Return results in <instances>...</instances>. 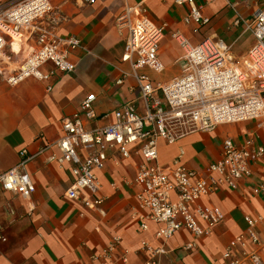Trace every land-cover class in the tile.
I'll list each match as a JSON object with an SVG mask.
<instances>
[{"label": "crops", "instance_id": "1", "mask_svg": "<svg viewBox=\"0 0 264 264\" xmlns=\"http://www.w3.org/2000/svg\"><path fill=\"white\" fill-rule=\"evenodd\" d=\"M49 2L53 10L37 22L38 26L59 37L74 36L80 47L68 56L75 64L71 73L56 70L48 79L29 77L16 86L8 85L0 74V169L15 166L20 161V150L26 149L33 156L24 168L35 186L29 198L0 187V264H147L150 254L142 249L143 242L154 248L163 245L159 264H229L222 254L228 242L245 231L244 215H264V198L257 190L264 181V157L251 165V175L238 189L219 187L202 198V203L217 207L224 218L192 249L185 248L190 239L186 231L160 242L154 236L158 224L148 222L146 231L139 230V188L134 177L142 159L136 153L137 147H131L128 159L121 158L116 148L110 150L103 168L94 170L100 183L98 196L104 199L103 215L84 206L81 199L65 196L72 184L70 166H59L47 158L58 153L53 144L61 135L63 118L79 114L87 129H95L113 123L114 111L127 103L139 114L145 112L147 99L140 92L130 64L121 60L126 29L118 26L117 20L128 7H143L155 23L166 24L158 49L163 70H138L148 75L153 84H165L180 76L184 67V51L172 37L174 32H180L192 45L205 39L222 41L229 47L231 60L238 61L254 43L248 26L255 12L264 8V0H195L208 19L205 24L185 22L188 7L175 0ZM26 41L5 47L3 69L17 67L25 56L16 55L24 51V46L27 54L31 52L35 37ZM8 56L12 57L10 61ZM53 69L51 63L40 67L43 73ZM123 73L128 75L117 83ZM88 94L95 95L90 119L80 110ZM247 132H255L258 142L264 145V132L254 122L221 124L212 131L187 133L170 144L159 139L157 161L171 168L180 156L185 167L201 171L220 157L225 138L241 145ZM258 232L264 257V221ZM116 237L119 243L105 260L100 259Z\"/></svg>", "mask_w": 264, "mask_h": 264}, {"label": "built area", "instance_id": "2", "mask_svg": "<svg viewBox=\"0 0 264 264\" xmlns=\"http://www.w3.org/2000/svg\"><path fill=\"white\" fill-rule=\"evenodd\" d=\"M82 1L93 3L95 0ZM175 2L187 5L185 22L205 24L208 21L195 0ZM52 10L49 0H16L7 7H0V74L8 85L16 86L29 77L45 80L56 70L74 71L75 64L68 56L80 47L79 39L59 37L37 24ZM117 24L126 29L121 60L130 64L140 92L148 101L145 112L139 114L127 103L114 111L113 123L95 129H87L79 114L63 118L61 135L53 144L58 153L47 159L59 166H70L72 184L65 196L70 200L81 199L84 206L103 215L104 199L98 196L100 183L94 170L103 168L110 150L116 148L121 158L128 159L131 147H137L136 153L142 159L134 177V184L139 188L136 195L139 230L146 231L148 222L158 224L154 236L160 242L167 241L178 231H186L190 239L185 248H195L224 218L217 207L202 203V198L219 187L238 189L243 179L251 175V165L264 157V145L258 142L255 132H247L241 145L225 138L220 157L201 171H195L181 164L180 156L173 161V167L161 166L157 161V143L162 139L170 144L187 133L212 131L221 124L254 122L256 128L264 132V8L255 12L248 26L254 43L238 61L231 60L229 47L222 41L205 39L192 45L180 32H174L172 37L184 51V67L180 76L165 84H153L148 75L138 70L148 68L155 73L163 70L158 49L166 24L155 23L147 10L138 5L128 7ZM32 36L35 46L31 47V52L17 67L3 69L5 47ZM11 58L7 57L9 61ZM45 63H51L54 69L43 73L40 67ZM126 75L123 73L116 82L122 83ZM157 92L161 95H155ZM94 100L95 95L88 94L80 103L86 119L93 116ZM19 155L20 161L15 166L0 169V187L29 198L35 186L24 167L33 155L26 149L20 150ZM257 190L264 198V181ZM243 219L245 231L228 242L222 257L229 264H264L258 232L264 215L246 214ZM119 240V237L114 238L99 258L105 260ZM142 249L150 254L147 264H159L158 257L164 253L162 244L154 248L143 242Z\"/></svg>", "mask_w": 264, "mask_h": 264}, {"label": "rangeland", "instance_id": "3", "mask_svg": "<svg viewBox=\"0 0 264 264\" xmlns=\"http://www.w3.org/2000/svg\"><path fill=\"white\" fill-rule=\"evenodd\" d=\"M15 1L16 0H1L0 7H7V6L11 5ZM26 55H27L26 46H24V51L20 52L16 56H18L19 58H22V57H24Z\"/></svg>", "mask_w": 264, "mask_h": 264}]
</instances>
